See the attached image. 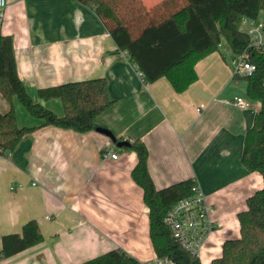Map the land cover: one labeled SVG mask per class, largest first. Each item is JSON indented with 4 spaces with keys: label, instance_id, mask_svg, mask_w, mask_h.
Returning <instances> with one entry per match:
<instances>
[{
    "label": "crops",
    "instance_id": "0c3cea01",
    "mask_svg": "<svg viewBox=\"0 0 264 264\" xmlns=\"http://www.w3.org/2000/svg\"><path fill=\"white\" fill-rule=\"evenodd\" d=\"M258 19L264 22V11ZM0 33L12 35L18 74L34 101L63 116L62 101L40 98V88L105 77L116 102L96 122L119 139L146 144L157 188L197 180L216 223L199 251L202 264L241 235L238 213L264 185L263 175L241 161L261 102L248 96L245 78L235 77L230 48L231 55L222 49L200 59L198 79L177 92L165 77L145 83L97 14L77 0H7ZM19 111V127L38 128L0 155V251L2 236L20 233L30 219L44 239L0 264H80L117 247L141 263L153 261L149 210L132 177L137 152L96 128L41 126L43 119Z\"/></svg>",
    "mask_w": 264,
    "mask_h": 264
},
{
    "label": "trees",
    "instance_id": "16d2710c",
    "mask_svg": "<svg viewBox=\"0 0 264 264\" xmlns=\"http://www.w3.org/2000/svg\"><path fill=\"white\" fill-rule=\"evenodd\" d=\"M93 10L110 33L117 51H126L145 83L165 77L177 92L185 91L198 79L196 63L221 51L226 45L233 54L247 50L256 70L248 76L247 94L261 102L252 126L246 131L241 161L264 179V53L250 47V37L241 30L244 18H258L264 0H77ZM224 41V43H223ZM0 93L9 108L0 110V146L11 151L19 140L38 127H19L14 99L33 116L51 125L85 132L100 126L98 115L115 102L105 77L70 81L38 90L42 99L59 98L64 115L59 116L34 101L21 80L12 35L0 33ZM127 150L138 154L132 177L144 191L149 210L150 237L157 257L175 264H202L198 255L185 249L165 221L168 210L181 198L194 193V178L157 188L149 173L148 149L133 140ZM248 208L238 213L241 235L223 243L222 255L209 264H264V185L247 199ZM44 235L35 219L28 220L20 233L2 236L0 258L12 256L42 242ZM80 264H142L124 249L113 248Z\"/></svg>",
    "mask_w": 264,
    "mask_h": 264
},
{
    "label": "built area",
    "instance_id": "2783aa9c",
    "mask_svg": "<svg viewBox=\"0 0 264 264\" xmlns=\"http://www.w3.org/2000/svg\"><path fill=\"white\" fill-rule=\"evenodd\" d=\"M7 5V0H0V13ZM241 30L250 37V47L259 49L264 53V22L258 18H244ZM233 63L235 74L245 77L256 70V64L252 61L247 50L234 54ZM139 76L143 75L137 70ZM234 103L239 107H245L244 99L237 97ZM203 106V105H202ZM200 109V108H199ZM9 151L0 146V155H6ZM105 156L117 159L116 151L106 150ZM165 221L170 226L175 239L194 255H198L205 239L211 233L216 223L211 217V209L206 196L199 185H196L193 194L179 199L167 212ZM142 264H175L170 258L156 257L153 261Z\"/></svg>",
    "mask_w": 264,
    "mask_h": 264
},
{
    "label": "rangeland",
    "instance_id": "374dc122",
    "mask_svg": "<svg viewBox=\"0 0 264 264\" xmlns=\"http://www.w3.org/2000/svg\"><path fill=\"white\" fill-rule=\"evenodd\" d=\"M146 1V3L148 4V5H152V4H154V2L156 1V0H145ZM223 43H224V41H223ZM225 49V53L226 54H229V55H231V51L229 50V48H223V50ZM14 107H15V111H16V116H17V118H18V121H19V123L21 122L20 120H21V116H20V111L19 110H22V111H27L26 110V108L18 101V99L17 98H15L14 99ZM19 107H22V108H19ZM9 108V104H8V102L2 97V95H1V93H0V110L2 111V112H5L7 109ZM28 112V111H27Z\"/></svg>",
    "mask_w": 264,
    "mask_h": 264
},
{
    "label": "water",
    "instance_id": "95a60500",
    "mask_svg": "<svg viewBox=\"0 0 264 264\" xmlns=\"http://www.w3.org/2000/svg\"><path fill=\"white\" fill-rule=\"evenodd\" d=\"M96 130L106 134L107 136H109L111 138V140L118 146V147H127L130 146L131 142L127 139H119L118 137H116L112 131H110L109 129L102 127V126H98L96 127Z\"/></svg>",
    "mask_w": 264,
    "mask_h": 264
}]
</instances>
